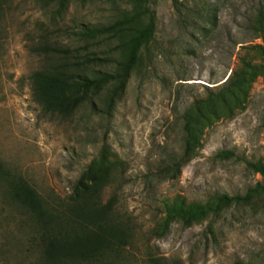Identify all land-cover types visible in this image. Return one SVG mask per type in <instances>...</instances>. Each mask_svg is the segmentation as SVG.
I'll return each mask as SVG.
<instances>
[{"label":"rangeland","instance_id":"rangeland-1","mask_svg":"<svg viewBox=\"0 0 264 264\" xmlns=\"http://www.w3.org/2000/svg\"><path fill=\"white\" fill-rule=\"evenodd\" d=\"M263 4L148 0L152 37L110 108L104 102L112 84L87 94L68 116L35 102L29 75L40 58L31 47L42 38L76 47L78 55L117 59L113 40L85 43L74 32L81 24L121 18L132 10L129 0H72L59 13L32 0L0 4V161L50 207L77 221L81 211L67 196L101 159V199L115 194L117 211L135 228L130 247L82 264H152L148 258L158 264H264V179L248 165L264 166L261 77L246 85L243 97L198 121L193 149L174 177L161 172L169 155L182 153L187 113L222 89L239 58L264 64V28L256 37L246 30V19ZM91 68L113 71L112 64ZM219 194L248 198L189 219L168 213L174 202L214 203ZM7 202L0 188V264H36L30 219Z\"/></svg>","mask_w":264,"mask_h":264},{"label":"trees","instance_id":"trees-1","mask_svg":"<svg viewBox=\"0 0 264 264\" xmlns=\"http://www.w3.org/2000/svg\"><path fill=\"white\" fill-rule=\"evenodd\" d=\"M6 1L0 0V4ZM70 1L72 0H32L39 7L55 6V13H59ZM147 2L148 0H129L132 10L121 18L108 24H81L75 30V38L85 43L113 40V50L118 53L117 59L110 54L78 55L76 47L61 46L42 38L31 47L40 58V64L29 75L31 94L43 111L68 116L85 101L87 94H93L101 87L112 84L110 94L104 102V107L110 108L114 97L122 90L129 71L136 64L141 47L152 37L154 16ZM246 23L247 32L256 37L264 28V4L254 9ZM108 64H112V72L91 68L92 65ZM257 76L264 81V64L240 57L238 66L222 82V89L198 102L196 109L187 113L182 124V153L179 156L169 155L161 172L174 177L193 149L198 121L206 120L205 115L213 114L220 104L226 105L229 100L243 97L246 85ZM218 154L222 155L223 152ZM97 163L96 169L90 168L80 176L67 196L68 201L81 211L80 218L76 221L50 207L0 161V188L4 198L7 203L23 210L33 226L31 232L34 236H31L30 243L37 248L36 264L96 263L113 254L120 246L132 245L135 228L128 216L117 211L116 195H110L105 201L101 199L106 174H101V159ZM248 165L264 179L262 164ZM247 198V194H219L214 203L174 202L169 206L168 213H179L183 219H189L216 211L218 203L229 206L246 201ZM147 260L152 264L159 263L155 258Z\"/></svg>","mask_w":264,"mask_h":264}]
</instances>
